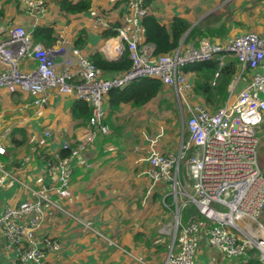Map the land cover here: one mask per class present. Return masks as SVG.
<instances>
[{
    "label": "built area",
    "instance_id": "2783aa9c",
    "mask_svg": "<svg viewBox=\"0 0 264 264\" xmlns=\"http://www.w3.org/2000/svg\"><path fill=\"white\" fill-rule=\"evenodd\" d=\"M25 13L34 17L43 12L42 0H24ZM125 14L116 36L103 47L105 55L115 60L127 49L131 68L117 75H107L78 48H69L59 34L53 44L34 43L23 26H14L0 41V89L8 93L28 94L32 105L43 108L53 95L74 97L87 103L90 117L80 140H64L58 150H48L44 160L46 182L31 190V198L18 205H5L0 213V235L5 250L13 252L17 264H47V252H59L61 243L50 236L37 237L47 211L68 217L91 229L86 222L58 201L71 195L72 161H82L98 135H107L104 102L111 89L123 88L142 78L159 79L174 88L188 112L183 125L184 137L177 154H165L152 148L146 160L149 178L169 186L174 219L162 229L170 236L162 264H195V238L204 230L213 247L226 260L246 263L256 258L264 264V174L259 164V132L264 122V36L245 33L226 41L201 39L197 46L183 45L167 55L154 56L153 46L144 43L143 17L150 13L146 0H125ZM96 25L109 29L104 15H95ZM229 56L237 64V79L229 89L230 101L217 109L190 105V85L184 68L196 62L216 60L219 68ZM60 58L61 63L56 62ZM33 62V68L21 70L20 61ZM249 81L237 95L238 82ZM219 71L214 74L217 79ZM215 84V83H213ZM6 131L0 133V157L7 154ZM51 137L49 131L44 132ZM154 143V141H153ZM187 183L180 175L181 164ZM10 173L0 161V188ZM194 207L196 213L183 222L181 212ZM109 246H116L107 241Z\"/></svg>",
    "mask_w": 264,
    "mask_h": 264
},
{
    "label": "crops",
    "instance_id": "0c3cea01",
    "mask_svg": "<svg viewBox=\"0 0 264 264\" xmlns=\"http://www.w3.org/2000/svg\"><path fill=\"white\" fill-rule=\"evenodd\" d=\"M42 1L45 10L32 17L25 13L24 0H0V41L6 38L14 26H23L30 34L38 26H47L54 29L55 40L59 34L64 35L69 48L80 49L89 59L98 52L104 59L116 61L113 53L105 55L103 52V47L111 44L114 37L104 39L102 33L105 30L115 32L114 25L122 24L126 10L124 0H88L90 9L74 15L63 13L59 9L58 0ZM146 2L150 13L167 27L173 17H180L192 27L199 25L218 29L224 24L227 28L222 40L201 39L222 42L245 33L264 36V0ZM239 12L242 13L241 22ZM98 14L104 15L110 25L109 29L97 27L95 15ZM78 38L84 44L75 47ZM55 60L59 64L62 61L59 57ZM32 68L33 62L27 60L22 70ZM185 74L190 85L187 95L189 104L217 109L214 104L204 102L192 92L195 74ZM219 77H213V87L217 86ZM235 78L229 85L228 94ZM249 78V75H244V88ZM165 91L175 92L174 88L163 85L161 92L146 105L136 108L124 104L110 116L105 100V123L110 132L96 138L82 161H72L71 195L67 202L70 212L90 222L91 229L61 214L47 211L37 237L50 236L61 243L59 252H47V264H139L141 259L148 264H162L170 242L169 236L163 234L162 229L173 221V217L170 219L173 211L170 188L149 178L150 166L146 158L152 148L165 154H177L182 137L185 136L183 125L188 118V112L176 92L175 106L172 94L166 97L161 95ZM231 99L228 96L220 106ZM76 100L74 97L53 95L43 108H38L32 105V98L28 94H10L0 89V133L7 130L4 141L7 154L0 157V161L5 163L11 175L5 187L0 188V213L5 205L15 206L30 199L31 190L46 182L43 166L48 150H58L63 154L60 144L64 140L77 141L84 136L88 121L76 119L72 115V105ZM160 113L161 116H156ZM150 120L156 124L148 126L151 125ZM131 124L141 128L132 132L131 139L127 140L129 133H125V129ZM155 127L159 133L152 137ZM162 130H166L168 135L164 141L161 139L166 134ZM46 131L51 133L50 138L44 136ZM259 133L262 136L264 131L260 128ZM128 149H133V152ZM95 158L97 160L92 163ZM184 163L185 160L180 175L189 183ZM191 211L196 213L195 208H191L185 213L187 219L194 214ZM109 239L117 245L108 246ZM195 245V264L239 262L226 260L223 253L212 246L204 230L196 236ZM0 264H17L15 254L5 250V239L1 235Z\"/></svg>",
    "mask_w": 264,
    "mask_h": 264
},
{
    "label": "trees",
    "instance_id": "16d2710c",
    "mask_svg": "<svg viewBox=\"0 0 264 264\" xmlns=\"http://www.w3.org/2000/svg\"><path fill=\"white\" fill-rule=\"evenodd\" d=\"M148 4V2H147ZM59 9L65 14H81L87 12L91 5L88 0H80L72 2L70 0H58ZM1 14V13H0ZM121 24H115L118 27ZM140 26L142 28L144 43L153 46L154 56L167 55L183 45L193 44L197 46L202 37L222 40L227 33V28L222 24L218 29L205 26L201 27L192 25L180 17H173L169 26H165L160 19L149 13L142 18ZM104 39L116 36V32L105 30L102 33ZM34 43L40 42L44 45H50L55 41L54 29L47 26H38L31 35ZM84 42L78 38L75 47L83 46ZM93 63L106 74H121L131 68V61L128 58L127 49L123 52L120 59L116 61H108L104 59L98 52L90 58ZM238 64L236 60L229 56L222 68L216 60H208L189 64L184 68L185 73L195 74V81L192 92L201 97L204 102L214 104L219 107L220 104L228 98V88L236 76ZM219 71L220 79L216 87H213L214 74ZM163 84L156 78H142L135 80L123 88L111 89L107 94V105L109 108L108 116L116 113L121 105L130 104L132 107L140 108L154 99L162 90ZM90 109L87 103L76 100L72 105V115L76 119L88 121L90 117ZM106 122V119H105ZM263 136V135H262ZM66 154H62L65 156ZM236 264H262L258 259L253 258L246 263L239 261Z\"/></svg>",
    "mask_w": 264,
    "mask_h": 264
},
{
    "label": "rangeland",
    "instance_id": "374dc122",
    "mask_svg": "<svg viewBox=\"0 0 264 264\" xmlns=\"http://www.w3.org/2000/svg\"><path fill=\"white\" fill-rule=\"evenodd\" d=\"M120 1V0H119ZM254 2V0H249V2ZM49 2H50V0H49ZM124 3H125V0H124ZM6 4H7V1H6ZM13 5V4H12ZM97 11V10H96ZM94 13V12H93ZM241 16H242V13L241 12H239L238 13V18H239V20H240V22H241ZM97 27H99V28H101L100 26H97ZM183 44V43H182ZM24 63H27V59H22L21 61H20V64H19V68L22 70V67H23V65H24ZM237 79V77L235 78V80ZM243 83V80L241 79L239 82H238V85H237V87H236V89H235V91H234V94L235 95H237L242 89H244V85L242 84ZM175 93V92H174ZM174 93L173 92H162V96H169V94H172L173 96H172V99L174 100L173 102H175V106H176V99H175V95H174ZM152 106H154V105H152ZM156 116H161V113L160 114H158V115H156ZM132 119V118H131ZM151 121V125L149 124L148 126H152L153 124H156V122L154 121V120H150ZM132 122V121H131ZM126 123V122H125ZM157 127V126H156ZM155 127V129H156V131H155V133L153 134V136L152 137H154L155 135H157L158 133H159V130L157 129ZM141 128V126H139V125H137V124H135V125H132L131 124V126H129V128L128 129H125V133H129V135H128V137H127V140L129 139H131V137H132V132H136L138 129H140ZM261 130H263L264 131V122H263V124L261 125ZM164 131H165V134H166V130H162V132L164 133ZM122 132H124V130L122 131ZM102 135H98V137H101ZM263 136H264V133H263ZM167 137H168V135L166 134V135H164V137L161 139L162 141H164V140H166L167 139ZM259 138H260V145H259V164H260V167H261V170H262V172H263V174H264V139L262 140L261 138H262V136H261V134L259 133ZM179 149V148H178ZM129 151H131V152H133V149H128ZM139 154H140V152H138ZM97 160V158H95L94 160H92V163H94L95 161ZM183 163V162H182ZM181 166H182V164H181ZM183 173V171L181 170V174ZM169 201H170V199H169ZM59 202V204L65 209V210H67V211H71L70 210V208H69V206H68V200L66 201V202H62V201H58ZM172 208V207H171ZM191 208H193V207H190L189 209H186V210H183L182 212H181V215H182V218H183V222H185L186 220H187V217L185 216V213H187L188 211H190L191 210ZM193 210V209H192ZM193 213H195V212H193V211H191V214H193ZM171 217H173V219H174V213H173V211H172V216H170V219H171ZM261 219H262V221H264V213H263V215H262V217H261ZM170 224V223H169ZM169 224H167L168 226L167 227H169ZM163 227V226H162ZM169 238H170V236H169ZM111 242H114L115 244H116V242L115 241H113L112 239H109ZM170 241V240H169ZM117 245V244H116ZM109 246V245H108ZM169 246H170V242H169ZM112 247H114V246H112ZM139 264H148L147 262H145L144 260H140L139 262H138Z\"/></svg>",
    "mask_w": 264,
    "mask_h": 264
}]
</instances>
